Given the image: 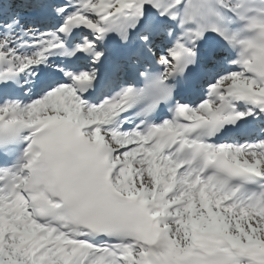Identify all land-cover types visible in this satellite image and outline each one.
Here are the masks:
<instances>
[{
  "label": "snow or ice",
  "instance_id": "1",
  "mask_svg": "<svg viewBox=\"0 0 264 264\" xmlns=\"http://www.w3.org/2000/svg\"><path fill=\"white\" fill-rule=\"evenodd\" d=\"M0 264H264V0H0Z\"/></svg>",
  "mask_w": 264,
  "mask_h": 264
}]
</instances>
